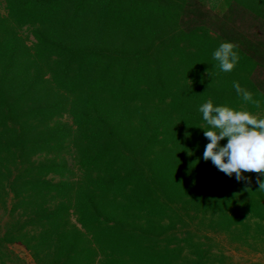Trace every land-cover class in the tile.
<instances>
[{"label": "trees", "instance_id": "1", "mask_svg": "<svg viewBox=\"0 0 264 264\" xmlns=\"http://www.w3.org/2000/svg\"><path fill=\"white\" fill-rule=\"evenodd\" d=\"M203 2L0 0V264H26L16 246L35 264H231L211 235L264 253V177L204 160L198 111L264 117V43L232 25H264V0H222L228 21Z\"/></svg>", "mask_w": 264, "mask_h": 264}, {"label": "clouds", "instance_id": "2", "mask_svg": "<svg viewBox=\"0 0 264 264\" xmlns=\"http://www.w3.org/2000/svg\"><path fill=\"white\" fill-rule=\"evenodd\" d=\"M236 46L225 41L212 52V59L217 62L220 71L231 72L239 62ZM233 88L243 101L254 103L252 93L242 89L237 82ZM203 121L209 126L203 134L208 139L203 151V159L229 177L235 174L239 182L247 179L242 175L254 172L264 177V117H258L246 109H234L225 105H214L211 100L198 107ZM226 143L220 144L221 140ZM258 190L264 191V179L257 178Z\"/></svg>", "mask_w": 264, "mask_h": 264}, {"label": "rangeland", "instance_id": "3", "mask_svg": "<svg viewBox=\"0 0 264 264\" xmlns=\"http://www.w3.org/2000/svg\"><path fill=\"white\" fill-rule=\"evenodd\" d=\"M203 4L205 10L208 12L210 18L213 21H228L229 19L233 18L230 14L228 16L227 11L223 6L222 0H204ZM5 13V5L0 3V15H5ZM235 19L236 20L232 23V25L236 26L240 33H243L255 43H264V25H261L259 22L253 20L251 17L245 14H241ZM23 33L24 36L26 35L29 37L30 43L34 40L28 31L24 30ZM262 49L264 51V47ZM262 74H264V72H262ZM261 76L262 77H260V79L264 80V75ZM64 121L70 122L68 117H66ZM65 159L67 160L68 165L73 172L72 178L76 180L78 178L79 171L71 151L65 155ZM0 219L1 223L3 224L5 222V217L1 212ZM209 237L214 241L213 246L216 247L215 250L219 249V251H222L228 257L231 264H264V253L255 252L252 248L233 245L224 235H211ZM13 250L25 261L26 264H35L30 255L22 247H13Z\"/></svg>", "mask_w": 264, "mask_h": 264}]
</instances>
